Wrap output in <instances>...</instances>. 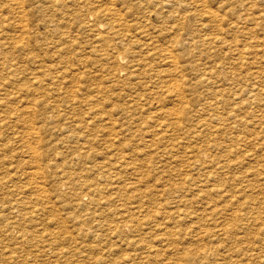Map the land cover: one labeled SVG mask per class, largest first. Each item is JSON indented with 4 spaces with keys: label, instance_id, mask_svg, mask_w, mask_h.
I'll use <instances>...</instances> for the list:
<instances>
[{
    "label": "rangeland",
    "instance_id": "374dc122",
    "mask_svg": "<svg viewBox=\"0 0 264 264\" xmlns=\"http://www.w3.org/2000/svg\"><path fill=\"white\" fill-rule=\"evenodd\" d=\"M17 1L0 0V264H264V0Z\"/></svg>",
    "mask_w": 264,
    "mask_h": 264
},
{
    "label": "bare ground",
    "instance_id": "6f19581e",
    "mask_svg": "<svg viewBox=\"0 0 264 264\" xmlns=\"http://www.w3.org/2000/svg\"><path fill=\"white\" fill-rule=\"evenodd\" d=\"M10 1H11V2H15V3H17V4L19 3V1H17V0H10ZM109 1H110V0H109ZM109 1H107V2H109ZM111 1H112V0H111ZM123 1H124V0H123ZM125 1H126V0H125ZM125 1H124V3H125ZM127 1H128V0H127ZM130 1H131V0H130ZM134 1H135V0H134ZM134 1H133V2H134ZM141 1H142V0H141ZM141 1L139 0V2H141ZM148 1H149V0H148ZM152 1H153V0H152ZM155 1H156V0H155ZM158 1H159V0H158ZM161 1H162V0H161ZM166 1H168V0H166ZM182 1H183V0H182ZM188 1H190V0H188ZM188 1H187V2H188ZM195 1H196V0H195ZM195 1H194V2H195ZM198 1H199L198 4H195L194 6H195V7H200V6L203 7L204 4H205V3H204V0H198ZM232 1H233V0H232ZM243 1H245V0H243ZM249 1H250V0H249ZM255 1H256V0H255ZM120 2H121V1H119V3H120ZM142 2L145 3L144 0H143ZM162 2H163V1H162ZM175 2H176V1H175ZM187 2H186V4H187ZM207 2H208V1H207ZM239 2H240V1H239ZM105 3H106V2H105ZM110 3H111V2H110ZM121 3H122V2H121ZM129 3H130V2H128V4H129ZM135 3H136V2H135ZM156 3H157V2H156ZM165 3H166V2H165ZM165 3H164V4H165ZM167 3H168V2H167ZM170 3H171V2H170ZM247 3H248V2H247ZM247 3H246V4H247ZM254 3H255V2H254ZM254 3H253V4H254ZM102 4H103V3H102ZM106 4H108V3H106ZM113 4H114V3H113ZM113 4H112V5H113ZM148 4H149V3H148ZM168 4H169V3H168ZM181 4H182V3H181ZM183 4H184V3H183ZM255 4H256V3H255ZM14 5H15V4H14ZM114 5H115V4H114ZM123 5H124V4H123ZM130 5L133 6L132 4H129V6H130ZM134 5H135V4H134ZM171 5H172V4H171ZM235 5H236V4H235ZM247 5H248V4H247ZM250 5H251V4H250ZM101 6H102V5H101ZM106 6H107V5H106ZM126 6H127V5H126ZM131 6L129 7V9L131 8V10H132L133 7H131ZM146 6H148V5L146 4ZM159 6H160V5H159ZM168 6H169V5H168ZM168 6H167V7H168ZM188 6H190V5H188ZM188 6H187V7H188ZM255 6H256V5H255ZM260 6H261V5H260ZM262 6H263V5H262ZM103 7H104V6H103ZM112 7H113V6H112ZM112 7H109V9H112V10L115 12L114 8H112ZM127 7H128V6H127ZM127 7H125V8H127ZM136 7H139V6H136ZM140 7H141V6H140ZM140 7H139V8H140ZM169 7H170V6H169ZM184 7H185V6H184ZM191 7H192V6H191ZM246 7H247V6H246ZM13 8H15V10H17V11H16L17 14L19 13V15H17V16L19 17V22H20L19 24H17V25H18L17 27H19V28L17 29V32L14 34L15 41L18 42V41H21L22 39H24L25 34L27 33V32H26L27 29H26V28H23V26L25 25V23H24L25 21L23 22V19H22V17H24L25 14H24V16H23L22 13H23L24 10H23V8L21 7L20 4L17 5V7H14V6H13ZM100 8H102V7H100ZM100 8H99V9H100ZM106 8H107V7H106ZM145 8H147V7H145ZM154 8H155V7H154ZM160 8H162V7H160ZM178 8H179V7H178ZM242 8H243V6H242ZM251 8H252V7H251ZM253 8H254V7H253ZM259 8H260V7H259ZM104 9H105V8H103L102 10H103V11H106V9H105V10H104ZM119 9H121V8L119 7ZM127 9H128V8H127ZM129 9H128V10H129ZM165 9H166V8H165ZM170 9H171V7H170ZM173 9L175 10V8H172V10H173ZM183 9H184V8H183ZM194 9H195V8H194ZM194 9H193V10H194ZM209 9H210V8H209ZM244 9H246V8L244 7ZM13 10H14V9H13ZM13 10H12V12H15V11H13ZM136 10H137V9H136ZM136 10H135V12H137ZM139 10H140V9H139ZM142 10H143V9H142ZM148 10H150V9H148ZM166 10H167V9H166ZM174 10L172 11V15H171V16H174V15H173ZM176 10H177V6H176ZM176 10H175V11H176ZM180 10H181V9H180ZM185 10H186V9H185ZM196 10H197V9H196ZM200 10H202V9H200ZM225 10H226V9H225ZM233 10H234V9H233ZM233 10H231V11L234 12ZM251 10H252V9H250V11H251ZM133 11H134V10H133ZM133 11H132V12H133ZM161 11H162V9H161L159 12H161ZM181 11H183V10H181ZM187 11H188V10H187ZM229 11H230V10H229ZM263 11H264V10H263ZM99 12L101 13L100 10H99ZM111 12H112V11H111ZM178 12H179V11H178ZM203 12H204V11H203ZM214 12H215V11H214ZM214 12L208 11V14L211 15L212 17H216L218 14H215L216 12H215V13H214ZM245 12H248V10L245 11ZM257 12H258V11H257ZM102 13H103V12H102ZM104 13H105V12H104ZM107 13H108V12H107ZM115 13H116V12H115ZM117 13H118V12H117ZM156 13H157V12H155L154 14H156ZM169 13H170V12H169ZM176 13H177V12H176ZM193 13H194V12H193ZM222 13H223V12H222ZM229 13H230V12H229ZM240 13H241V12H240ZM251 13H252V12H251ZM251 13H249V14H251ZM110 14H111V13L109 12V15H110ZM112 14H113V13H112ZM142 14H143V13H142ZM147 14H148V13H147ZM151 14H152V13H151ZM159 14H160V13H159ZM170 14H171V13H170ZM220 14H221V13H220ZM220 14H219V15H220ZM244 14H245V13H244ZM256 14H257V13H256ZM12 15H13V14H12ZM99 15H100V14H99ZM102 15H104V14H102ZM106 15H108V14H106ZM113 15H114V14H113ZM115 15H116V14H115ZM115 15H114V16H115ZM117 15H118V14H117ZM119 15H120V14H119ZM168 15H169V14H168ZM184 15H185V14H184ZM228 15H229V14H228ZM14 16H15V15H14ZM14 16H13V17H14ZM21 16H22V17H21ZM120 16H121V15H120ZM150 16H151V15H150ZM155 16H156V15H155ZM175 16H176V15H175ZM185 16H186V15H185ZM223 16H224V15H223ZM238 16H239V15H238ZM240 16H241V15H240ZM247 16H248V15H247ZM255 16H256V15H255ZM11 17H12V16H11ZM13 17L11 18L12 20H14ZM123 17H125V16H123ZM156 17H157V16H156ZM158 17H159V16H158ZM178 17H179V14H178ZM183 17H184V16H183ZM257 17H258V14H257ZM257 17H256V18H257ZM147 18H149V16H148ZM147 18L145 17L144 19L148 20ZM193 18H194V16H193ZM239 18H240V17H239ZM244 18H245V17H244ZM247 18H248V17H247ZM247 18H246V19H247ZM113 19H114V17H113ZM188 19H189V18H188ZM213 19H214V18H213ZM217 19H218V18H217ZM237 19H238V18H237ZM240 19H241V18H240ZM242 19H243V18H242ZM15 20H16V19H15ZM24 20H25V19H24ZM115 20H118V23H119V19L115 18L113 21H115ZM121 20H122V18H121ZM121 20H120V21H121ZM129 20H130V19H129ZM146 20H143V21H146ZM210 20H211V19H210ZM249 20H250V19H249ZM259 20H260V19H259ZM26 21H27V20H26ZM132 21H133V20H132ZM135 21H136V20H135ZM148 21H149V20H148ZM208 21H209V20H208ZM213 21H214V20H213ZM220 21H221V19H220ZM238 21L240 22V20H238ZM241 21H242V20H241ZM244 21H245V20H244ZM256 21H257V20H256ZM229 22H230V21H229ZM259 22H260V21H259ZM13 23H15V21H14ZM16 23H17V22H16ZM16 23H15V24H16ZM97 23H98V22H97ZM122 23H123V22H122ZM122 23H121V24H122ZM127 23H128V21H127ZM127 23H125V24H127ZM134 23H135V22H134ZM213 23H214V22H213ZM217 23H218V22H217ZM234 23H235V22H233V24H234ZM256 23H257V22H256ZM95 24H96V21H95ZM99 24H100V23H99ZM121 24H118V27H120ZM123 24H124V23H123ZM129 24H130V23H129ZM26 25H27V24H26ZM116 25H117V24H116ZM133 25H134V24H133ZM217 25H218V24H217ZM235 25H236V23H235ZM103 26H104V25H103ZM111 26H112V25H111ZM113 26H115V25H113ZM113 26H112V27H113ZM125 26H126V25H125ZM125 26H124V27H125ZM141 26H142V24H141ZM143 26H144V25H143ZM143 26H142V27H143ZM203 26H204V25H203ZM230 26H231V25H230ZM239 26H240V25H239ZM241 26H242V25H241ZM244 26H245V25H244ZM261 26H262V25H261ZM104 27H105V26H104ZM118 27L116 26L117 29H118ZM122 27H123V26H122ZM127 27H128V26H127ZM142 27H140V29L137 28V29H139V30H137V31H138V32L141 31V30L143 29ZM214 27H215V26H214ZM220 27H221V26H220ZM220 27H219V28H220ZM222 27H223V26H222ZM232 27L234 28V26H232ZM232 27H231V28H232ZM249 27H250V26H249ZM252 27H253V26H252ZM88 28H89V27H88ZM95 28H96V27H95ZM95 28H93L94 30H96L95 33H98V32H97L98 30L95 29ZM144 28H145V26H144ZM225 28H226V27H225ZM227 28H228V26H227ZM247 28H248V27H247ZM250 28H251V27H250ZM260 28H261V27H260ZM91 29H92V27H91ZM93 29H92V30H93ZM111 29H112V28H111ZM111 29H110V31H111ZM113 29H115V27H114ZM117 29H116V30H117ZM123 29H124V28H123ZM125 29H126V27H125ZM129 29H130V28L128 27L127 30H129ZM148 29H149V28H148ZM217 29H218V28H217ZM258 29H259V28H258ZM118 30H119V29H118ZM130 30H131V29H130ZM242 30H243V29H242ZM253 30H255V29L253 28ZM253 30H252V31H253ZM15 31H16V30H15ZM102 31H103V30H102ZM132 31H133V30H132ZM132 31H129V32L131 33ZM157 31H159V30H157ZM243 31H244V30H243ZM243 31H242V32H243ZM247 31H248V30H247ZM93 32H94V31H93ZM108 32H109V31H108ZM119 32H121V31H119ZM216 32H218V31H216ZM216 32H215V33H216ZM245 32H246V31H244V33H245ZM248 32H249V31H248ZM254 32H255V31H254ZM261 32H262V31H261ZM95 33H94V35H97V34H95ZM99 33H100V32H99ZM101 33H102V32H101ZM124 33H125V30H124ZM135 33H137V32H135ZM140 33H141V32H140ZM144 33L147 34L146 32H144ZM157 33H158V32H157ZM208 33H209V32H208ZM219 33H220V32H219ZM249 33H250V32H249ZM255 33H256V32H255ZM27 34H28V33H27ZM106 34H108V33H106ZM110 34L112 35L113 33H110ZM118 34H119V33H118ZM118 34H117V36H118ZM126 34H127V35L129 34L128 31L126 32ZM132 34H133V32H132ZM149 34H150V33H149ZM211 34H212V33H211ZM213 34H214V33H213ZM221 34H222V33H221ZM111 35H110V36H111ZM114 35H116V32H115ZM120 35H121V33H120ZM137 35H138V34H137ZM163 35H164V34H163ZM206 35H207V34H206ZM217 35H218V34H217ZM224 35H225V34H224ZM224 35H223V36H224ZM228 35H229V34H228ZM228 35H227V36H228ZM232 35H233V34H232ZM244 35H245V34H244ZM97 36H98V35H97ZM122 36H123V35H122ZM122 36H121V37H122ZM129 36H132V35H129ZM133 36H134V35H133ZM135 36H136V35H135ZM140 36H141V35H140ZM164 36H165V35H164ZM201 36H202V35H201ZM225 36H226V35H225ZM257 36H258V35H257ZM106 37H107V36L105 35V38L103 37V39H106ZM121 37H120V38H121ZM124 37L127 38L125 35H124ZM159 37H161V36H159ZM236 37H237V36H236ZM245 37H247V36H245ZM251 37H252V36H251ZM25 38H26V37H25ZM110 38H111V37H110ZM118 38H119V37H118ZM120 38H119V40H120ZM122 38H123V37H122ZM137 38H138V37H137ZM142 38H144V37H142ZM231 38H232V37H231ZM259 38H260V37H259ZM259 38H257V39H259ZM103 39H102V41L104 42L105 40H103ZM112 39H113V38H112ZM112 39H111V40H112ZM128 39H131V38L128 37ZM139 39H140V38H139ZM153 39H155V38H153ZM156 39H158L157 36H156ZM156 39H155V40H156ZM257 39H256V40H257ZM261 39H262V38H261ZM58 40H61V39H58ZM94 40H96V39H94ZM97 40H98V39H97ZM107 40H108V38H107ZM111 40H110V41H111ZM114 40H117V39H114ZM131 40H132V39H131ZM137 40H138V39H137ZM142 40H143V39H142ZM147 40H148V39H147ZM207 40H208V39H207ZM219 40H220V38H219ZM228 40H229V39H228ZM239 40H240V39H239ZM62 41H63V40H62ZM64 41H65V40H64ZM67 41H69V40H67ZM99 41H100V40H99ZM125 41H126V40H125ZM65 42H66V41H65ZM112 42H113V41H112ZM114 42H115V41H114ZM114 42H113V43H114ZM126 42H128V41H126ZM137 42H139V41H137ZM141 42H142V41H141ZM141 42H140V43H141ZM143 42H144V41H143ZM143 42H142V43H143ZM205 42H206V40H205ZM205 42H204V43H205ZM212 42H213V40H212ZM223 42H224V41H222V44L224 45ZM227 42H230V41H227ZM239 42H240V41H239ZM21 43H22V41H21ZM100 43H101V42H100ZM115 43H116V42H115ZM117 43H118V41H117ZM128 43H129V42H128ZM128 43H127V44H128ZM132 43H134V41H133ZM153 43H154V42H153ZM157 43H158V42H157ZM206 43H207V42H206ZM206 43H205V44H206ZM209 43H210V42H209ZM216 43H217V42H216ZM225 43H226V41H225ZM230 43H231V42H230ZM236 43H237V42H236ZM253 43H254V42H253ZM262 43H263V42H262ZM61 44H62V42H61ZM102 44L104 45V43H102ZM106 44H107V43H106ZM109 44H110V43H109ZM121 44H122V43H121ZM134 44L136 45V42H135ZM154 44H155V43H154ZM263 44H264V43H263ZM114 45H116V44H114ZM131 45H132V44H131ZM138 45H140V44H138ZM142 45H143V44H142ZM147 45H148V44H147ZM147 45H145V46H147ZM172 45H173V44H172ZM210 45H211V44H210ZM217 45H218V44H217ZM220 45H221V44H220ZM233 45H234V44H233ZM241 45H242V44H241ZM255 45H256V44H255ZM136 46H137V45H136ZM140 46H141V45H140ZM145 46H144V47H145ZM151 46H152V45H151ZM151 46H150V47H151ZM156 46H157V45H156ZM225 46H226V45H225ZM243 46H244V44H243ZM113 47H114V46H113ZM152 47H155V46L153 45ZM209 47H210V46H209ZM213 47H214V46H213ZM240 47H241V46H240ZM252 47H253V46H252ZM114 48H116V49L119 48V49H120V47H118V48H117V47H114ZM131 48H132V46L130 47V49H131ZM138 48H139V47H138ZM142 48H143V47H142ZM216 48H217V47H216ZM219 48H220V47H219ZM256 48H258V47H256ZM256 48H255V49H256ZM110 49H111V48H110ZM165 49H166V48H164V50H165ZM170 49H171V48H170ZM114 50H115V49H114ZM121 50H122V49H121ZM126 50H127V51H124V52H128V48H127ZM131 50H132V49H131ZM140 50H141V48H140ZM143 50H144V49H143ZM238 50H239V49H238ZM247 50H249V49H247ZM251 50H252V49H251ZM116 51H117V50H116ZM118 51H120V50H118ZM129 51H130V50H129ZM146 51H147V50H146ZM148 51H149V50H148ZM153 51H154V49H153ZM157 51H158V50H157ZM240 51H241V50H240ZM120 52H121V51H120ZM120 52H119V53H120ZM140 52H142V51H140ZM158 52H159V51H158ZM172 52H173V51H172ZM172 52H171V53H172ZM225 52H226V51H225ZM256 52H258V51H256ZM263 52H264V51H263ZM122 53H123V52H122ZM122 53H121V54H122ZM130 53H131V52H130ZM133 53H134V52H133ZM152 53H155V52H152ZM160 53H162V54L164 55L163 52H160ZM171 53H169V54L171 55ZM173 53H174V52H173ZM173 53H172V54H173ZM221 53L224 54L223 51H222ZM244 53H245V52H244ZM248 53H249V52H248ZM116 54H117V53H116ZM123 54H124V53H123ZM123 54H122V56H123ZM137 54H139V50H138V53H137ZM165 54H168V53L166 52ZM250 54H251V53H250ZM253 54H254V53H253ZM257 54H258V53H257ZM112 55H114V54H112ZM118 55H120V54H118ZM134 55H136V53H134ZM144 55H145V54H144ZM173 55H174V54H173ZM173 55H172V56H173ZM227 55H228V54H227ZM239 55H240V54H239ZM244 55H245V54H244ZM126 56H128V55H126ZM132 56H133V55H132ZM145 56H146V58H147V55H145ZM172 56L170 57L171 59H173ZM224 56H225V55H224ZM255 56H256V55H255ZM133 57H134V56H133ZM133 57H132V58H133ZM153 57H155V56H152L151 58H153ZM173 57L175 58V56H173ZM176 57H177V56H176ZM253 57H254V56H253ZM253 57H252V58H253ZM259 57H260V56H259ZM113 58H115V57L113 56ZM113 58H112V59H113ZM129 58H130V57H129ZM142 58H143V57H142ZM142 58L140 57L139 59L142 60ZM144 58H145V57H144ZM146 58H145V59H146ZM151 58H150V59H151ZM159 58H160V57H158V60H159ZM167 58H168V57H167ZM167 58H166V59H167ZM240 58H241V57H240ZM252 58H251V59H252ZM255 58H256V57H255ZM109 59H111V57H110ZM136 59L138 60V58H136ZM136 59L134 58V61H135ZM103 60H104V59H103ZM132 60H133V59H132ZM153 60H154V59H153ZM239 60H240V59H239ZM257 60H258V59H257ZM116 61H117V60H116ZM130 61H131V60H130ZM130 61H129V62H130ZM134 61H133V63H135ZM138 61H139V60H138ZM144 61H146V60H143V62H144ZM149 61H150V60H149ZM167 61H168V60H167ZM171 61L175 62L176 59H175V61H174V60H171ZM243 61H244V60H242V61H240V62H243ZM248 61H249V59H248ZM254 61H256V60H254ZM106 62H107V60H106ZM178 62H179V61H178ZM114 63H115V61L113 62V64H114ZM125 63H126V62H125ZM133 63H131V64H133ZM136 63H137V62H136ZM136 63H135V64H136ZM138 63H139V62H138ZM138 63H137V64H138ZM145 63H146V62H145ZM155 63L157 64V61H156ZM170 63H171V62H169V64H170ZM176 63H177V62H176ZM176 63H175V65H176ZM127 64H128V62H127ZM131 64H129V66H130ZM135 64H134V66H135ZM139 64H140V63H139ZM139 64H138V65H139ZM158 64H159V63H158ZM158 64H157V65H158ZM164 64H165V63H164ZM169 64H168V65H169ZM173 64H174V63H173ZM240 64H241V63H240ZM250 64H252V63H250ZM254 64H255V63H254ZM257 64H258V63H257ZM119 65H120V64H119ZM123 65H125V64H123ZM140 65H141V64H140ZM146 65H147V63H146ZM134 66H133V67H134ZM142 66H143V65H141V67H142ZM149 66H150V65H149ZM149 66L147 65V67H149ZM231 66H232V65H231ZM240 66H241V65H240ZM245 66H246V65H245ZM116 67H117V64H116ZM120 67H121V66H119V68H120ZM123 67H124V66H123ZM127 67H128V66H127ZM141 67H140V68H141ZM175 67H176V66H175ZM246 67H247V66H246ZM250 67H251V66H250ZM250 67H247V69L250 68ZM253 67H255V66H253ZM260 67L263 68L262 66H260ZM119 68H118V69H119ZM137 68H138V67H137ZM216 68H217V67H216ZM251 68H252V67H251ZM120 69H121V68H120ZM149 69H150V68H149ZM172 69H174V68H172ZM177 69H179V68L177 67ZM247 69H246V70H247ZM259 69H260V68H259ZM121 70H122V69H121ZM125 70H126V68H125ZM128 70H129V69H128ZM131 70H132V69H131ZM133 70L136 71V69H133ZM152 70H153V69H152ZM152 70H151V71H152ZM252 70H253V69H252ZM252 70H251V71H252ZM255 70H256V69H254V71H255ZM263 70H264V69H263ZM117 71H118V70H117ZM122 71H123V70H122ZM177 71H180V70H177ZM177 71H176V72H177ZM247 71H248V70H247ZM247 71H246V72H247ZM256 71H257V70H256ZM119 72H120V71H119ZM126 72H127V71H126ZM129 72H130V74L132 73L131 71H129ZM173 72H174V71H173ZM127 73H128V72H127ZM134 73H137V72H134ZM138 73H140V71H139ZM147 73H148V72H147ZM174 73H175V72H174ZM251 73H252V72H251ZM132 74H133V73H132ZM126 75H127V74H126ZM137 75H138V74H137ZM254 75H256V74H254ZM246 76H247V75H246ZM126 77H127V76H126ZM129 78H130V76H129ZM131 78H132V77H131ZM242 78H243V77H242ZM242 78H241V79H242ZM250 78H251V77H250ZM134 79H135V78H134ZM134 79H133V80H134ZM139 79H140V78H138V80H139ZM206 79H207V78H205V79H203V80H206ZM241 79H239V80H241ZM243 79H244V78H243ZM243 79H242V80H243ZM138 80H136V82H137ZM257 80H258V79H257ZM260 80H261V78H260ZM260 80H259V81H260ZM129 81H130V79H129ZM131 81H132V80H131ZM134 81H135V80H134ZM201 81H202V80H201ZM243 81H244V80H243ZM263 81H264V79H263ZM111 82H112V81H111ZM113 82H114V81H113ZM120 82H121V81H120ZM248 82H251V83H252V81H248ZM109 83H110V82H109ZM117 83H119V82H117ZM121 83H122V82H121ZM123 83H124V85H125L126 82H123ZM131 83H132V82H131ZM134 83H135V82H134ZM261 83H262V81H261ZM263 83H264V82H263ZM263 83H262V84H263ZM0 84H1V83H0ZM111 84H112V83H111ZM127 84H128V83H127ZM135 84H136V83H135ZM177 84L179 85V83H177ZM119 85H120V84H119ZM124 85L122 84V86H124ZM129 85H130V84H129ZM138 85H139V84H138ZM173 85H174V84H173ZM252 85H254V84H252ZM0 86H1V85H0ZM175 86H176V85H175ZM250 86H251V85H250ZM254 86H255V88H256V87H259L260 85H257V86L254 85ZM127 87H128V85H127ZM127 87H126V88H127ZM173 87H174V86H173ZM222 87H224V86H222ZM123 88H124V87H123ZM128 88H129V87H128ZM167 88H168V87H167ZM180 88H181V87H180ZM247 88H248V87H247ZM250 88H251V87H249L248 89H250ZM260 88H262V87L260 86ZM260 88H259V89H260ZM0 89H1V88H0ZM174 89H175V88H174ZM214 89H215V88H214ZM218 89H219V88H217V89H215V90H218ZM222 89H223V88H222ZM222 89H220L221 92H222ZM229 89H230V88H229ZM126 90H128V89H126ZM129 90H130V89H129ZM133 90H134V89H133ZM175 90H177V89H175ZM178 90H179V89H178ZM260 90H261V89H260ZM130 91H131V90H130ZM130 91H129V92H130ZM182 91H183V89H182ZM220 91H218V92H220ZM246 91H247V90H246ZM249 91H250V90H249ZM256 91H257V90H256ZM256 91H255V92H256ZM74 92H75V91H74ZM176 92H177V91H176ZM178 92H179V91H178ZM178 92H177V94L180 93V92H179V93H178ZM212 92H213V90H212ZM212 92H211V93H212ZM225 92H226V90H225ZM259 92H260V91H259ZM130 93H131V92H130ZM181 93H182V92H181ZM213 93H216V92H213ZM234 93H235V92H234ZM249 93H250V92H249ZM252 93H254V90H253ZM133 94H134V93H133ZM209 94H210V93H209ZM216 94H217V93H216ZM216 94H215V95H216ZM223 94H224V93H223ZM238 94H240V93L238 92L237 95H238ZM257 94H258V93H257ZM136 95H137V94H136ZM212 95H213V94H212ZM220 95H221V94H220ZM129 96H130V95H129ZM218 96H219V95H218ZM233 96H234V98L238 99L237 96H236V97H235V95H233ZM238 96H239V95H238ZM246 96H247V95H246ZM130 97H131V96H130ZM135 97H137V96H135ZM210 97H211V96H210ZM212 97H214V96H212ZM220 97H221V96H220ZM223 97H225V96H223ZM216 98H217V95H216ZM257 98H258V97H257ZM132 99H133V98H132ZM134 99H135V98H134ZM214 99H215V97H214ZM218 99H219V98H218ZM218 99H216V100H218ZM240 99H241V98H240ZM240 99H239V100H240ZM249 99H250V98H249ZM136 100H137V99H135L134 101H136ZM212 101H214V100L212 99ZM237 101H238V100H237ZM237 101H236V102H237ZM240 101L242 102V100H240ZM253 101H255V99H254ZM256 101H257V100H256ZM257 102H258V101H257ZM260 102H262V101L259 100V103H260ZM130 103H131V101H130ZM223 103H225V102H223ZM237 103H239V102H237ZM259 103H258V104H259ZM207 104H208V103H207ZM213 104H214V102H213ZM221 104H222V103H221ZM239 104H240V103H239ZM241 104H242V103H241ZM247 104H248V103H247ZM261 104H262V103H261ZM211 105H212V104H211ZM214 105H216V104H214ZM217 105H218V104H217ZM217 105H216V106H217ZM225 105H226V104H224V106H225ZM250 105H251V104H250ZM256 105H257V103H256ZM222 106H223V104H222ZM222 106H221V107H222ZM231 106H232V105H231ZM233 106H234V104H233ZM237 106H238V104H236V107H237ZM242 106H243V105H242ZM254 106H255V104H254ZM254 106H253V107H254ZM52 107H53V106H52ZM206 107H207V106H206ZM209 107H212V106H209ZM238 107H239V106H238ZM214 108H215V107H214ZM216 108H217V107H216ZM224 108H225V107H224ZM224 108H222V110H224ZM229 108H230V107H229ZM231 108H232V107H231ZM231 108H230V109H231ZM239 108H240V107H239ZM53 109H54V108H53ZM209 109H210V108H209ZM211 109L213 110V107H212ZM230 109H229L228 111H226V112L231 111ZM237 109H238V108H236V110H237ZM214 110H217V109H214ZM254 110H255V109H254ZM256 110H258V109H256ZM56 111H57V110H56ZM56 111H55V112H56ZM58 111H59V110H58ZM224 111H225V110H224ZM217 112H218V111H217ZM219 112H220V111H219ZM222 112H223V111H222ZM259 112H260V111H259ZM56 113H57V112H56ZM213 113H214V111H213ZM215 113H216V112H215ZM220 113H221V112H220ZM223 113H224V112H223ZM235 113H236V112H234V114H235ZM225 114H226V113H225ZM232 114H233V113H232ZM236 114H237V113H236ZM256 114H258V111L256 112ZM226 115L228 116V114H226ZM258 115H259V114H258ZM229 116H230V115H229ZM232 116H233V115H232ZM262 116H264V115L261 114V117H262ZM259 117H260V116H259ZM263 118H264V117H263ZM233 119H234V118H233ZM26 123H27V122H26ZM209 123H211V122L209 121ZM224 124H225V123H224ZM226 124H228V123L226 122ZM229 124H230V123H229ZM219 125H220V124H219ZM219 125H218V126H219ZM216 126H217V125H216ZM230 126H231V124H230ZM220 127H221V126H220ZM224 127H225V126H223V128H224ZM227 127H228V126H227ZM220 129H222V127H221ZM220 129H219V130H220ZM229 129H230V128H229ZM229 129H228V130H229ZM223 130L227 131L225 128H224ZM223 130H222V131H223ZM222 131L220 130V132H222ZM230 131H231V130H230ZM261 131L264 132L263 130H261ZM34 132H35V131H34ZM35 133H36V132H35ZM29 134H30V133H29ZM32 134H33V133H32ZM228 134H231V133H228ZM235 134H236V133H235ZM30 135H31V134H30ZM33 135H34V134H33ZM219 135H220V134H219ZM231 135H232V134H231ZM231 135H229V136H231ZM233 135H234V134H233ZM23 136H24V135H23ZM31 136H32V135H31ZM220 136H221V135H220ZM220 136H219V137H220ZM222 136H223V135H222ZM225 136H226V135H225ZM235 136H236V135H235ZM112 137H113V136H112ZM223 137H224V136H223ZM30 138H31V137H30ZM231 138H233V137L231 136ZM231 138H230V139H231ZM236 138H237V137H236ZM236 138H235V139H236ZM238 138H239V137H238ZM248 138H249V137H248ZM227 139H229V138H227ZM221 140H222V138H221ZM230 141H232V140H229V142H230ZM233 141H235V140H233ZM233 141H232V142H233ZM236 141H237V140H236ZM220 142H223V141H220ZM232 142H231V143H232ZM210 143H211V142H210ZM224 143H225V142H224ZM226 143H227V142H226ZM235 143H236V142H235ZM207 144H208V142H207ZM211 144H212V143H211ZM217 144H218V143H217ZM217 144H216V146H217ZM256 144H257V143H256ZM205 145H206V144H205ZM213 145H214V144H213ZM219 145H220V143H219ZM221 145H222V144H221ZM260 145H262V144H260ZM32 146H33V145H32ZM216 146L214 145V147H216ZM224 146H225V145H224ZM244 146H245V143H244ZM29 147H31V146H29ZM207 147H208V145H207ZM209 147H210V146H209ZM212 147H213V146H212ZM214 147H213V148H214ZM220 147H221V146H220ZM238 147H240V146H238ZM258 147H260V146H258ZM222 148H223V147H222ZM234 148H235V147H234ZM232 149H233V148H232ZM257 149H258V148H257ZM29 150H30V149H29ZM31 150H32V149H31ZM33 150L35 151L34 147H33ZM33 150H32V151H33ZM201 150H204V149L202 148ZM205 150H206V148H205ZM215 150H216V149H215ZM229 150H230V149H229ZM233 150H234V149H233ZM235 150H236V149H235ZM217 151H218V152H221V151H223V150H220V151H219V150L217 149ZM236 151H237V150H236ZM236 151H235V152H236ZM205 152H207V151H205ZM205 152H204V153H205ZM208 152H210V149H209ZM223 152H224V151H223ZM239 152H240V151H239V149H238V152H237V153H239ZM243 152H245V151H243ZM247 152H248V151H247ZM200 153H201V151H200ZM228 153H229V152H228ZM218 154H220V153H218ZM225 154H226V153H225ZM225 154H224V155H225ZM233 154H234V152H233ZM233 154H232V157H233ZM239 154H240V155H244V153H243V154L239 153ZM248 154H249V153H248ZM198 155H199V154H198ZM203 155H204V154H203ZM221 155H222V154H221ZM245 155H247V154H245ZM253 155H254V154H253ZM194 156H195V155H194ZM234 156L237 157L238 154H237V155L234 154ZM197 157H198V156H196V158H197ZM222 157H223V155H222ZM222 157H220V158H222ZM226 157H227V154H226ZM235 157H234V158H235ZM196 158H194V159H195V160H198V159H196ZM206 158H207V157H206ZM217 158H219V157H217ZM224 158H225V157H224ZM227 158H229V157H227ZM202 159H203V158H202ZM207 159H208V158H207ZM238 159H239V158H238ZM243 159H244V158H243ZM250 159H251V158H250ZM225 160H226V159H225ZM229 160H230V159H229ZM217 161H219V160H217ZM217 161H216V162H217ZM244 161H245V160H244ZM244 161H242V162H244ZM200 162H203V161H200ZM207 162H208V161H206V163H207ZM219 162H220V161H219ZM225 162H226V161H225ZM228 162H229V161H228ZM232 162H233V161H232ZM204 163H205V162H204ZM234 163H236V162H235V159H234ZM201 164H202V163H201ZM215 164H216V163H215ZM218 164H219V163H218ZM221 164H222V162H221ZM229 164H230V162H229ZM237 164H239V163H237ZM193 165H194V164H193ZM207 165L209 166V163H207ZM223 165H224V164H223ZM191 166H192V165H191ZM210 166H211V165H210ZM225 166H226V165H225ZM228 166H229V165H228ZM198 167H199V166H198ZM201 167H202V166H201ZM214 167H216V165H214ZM214 167H213V168H214ZM226 167H227V166H226ZM229 167H230V166H229ZM232 167H234V165H233ZM232 167H231V168H232ZM235 167H236V166H235ZM235 167H234V169H235ZM208 168H209V167H206V169H208ZM222 168H223V167H222ZM36 169H37V168H36ZM36 169H33V171H35V173H40V172H38ZM224 169H225V168H224ZM228 169H229V168H228ZM234 169H232V170H234ZM218 170H221V168L219 167ZM237 170H238V169H237ZM229 171H230V169H229ZM234 171H235V170H234ZM234 171H233V172H234ZM215 172H216V171H215ZM218 172H219V171H218ZM218 172H217V173H218ZM225 172L228 173L227 170H226ZM231 172H232V171H231ZM233 172H232V173H233ZM214 174H215V173H214ZM229 174H230V173H228V175H229ZM233 174H235V173H233ZM247 174H248V173H247ZM79 175H80V174H79ZM212 175H213V174H212ZM249 175H250V174H249ZM39 176H40V175H39ZM229 176H230V175H229ZM244 176H245V175H244ZM83 177H85V176H83ZM206 177H207V176H206ZM217 177H219V176H217ZM231 177H232V176H231ZM77 178H79V176H78ZM80 178H82V177H80ZM207 178H208V177H207ZM207 178H206V179H207ZM213 178H214V176H213ZM220 178H221V177H220ZM222 178H223V177H222ZM243 178H244V177H243ZM210 180H211V178H210ZM230 180H232V179H230ZM77 181L80 182V179L77 180ZM77 181H76V182H77ZM206 181H207V180H206ZM206 181H205V183H206ZM212 181H213V180H212ZM212 181H211V182H212ZM223 181H224V179H222V184H223ZM235 181H236V180H235ZM235 181L233 182V180H232L233 183H235ZM207 182H208V181H207ZM211 182H210V183H211ZM226 182H228V180H226ZM229 182H230V181H229ZM81 183H83V182H81ZM77 184H78V183H77ZM206 184H209V183H206ZM80 185H82V184H80ZM209 185H210V184H209ZM227 185H231V184H228V183H227ZM200 186H201V184H200ZM221 186H222V185H221ZM88 187H89V186H88ZM88 187H87V189H89V188L91 189V186H90L89 188H88ZM211 187H212V185H211ZM228 187H229V186H228ZM231 187H232V185H231ZM90 189H89V190H90ZM226 190H227V188H226ZM228 190H229V189H228ZM229 191H230V190H229ZM222 196H223V195H222ZM233 196H234V195H233ZM233 196H231V197H233ZM252 196H254V195H252ZM254 197H256V196H254ZM224 199H225V198H224ZM228 199H229V198H228ZM226 200H227V198H226ZM208 204L211 205V203H208ZM208 204H207V205H208ZM211 206H212V205H211ZM214 206H215V204L213 205V207H214ZM216 207H217V206H216ZM216 207H215V208H216ZM245 207H247V206H245ZM245 207H244V208H245ZM229 208H230V207H229ZM239 208H240V207H239ZM241 208H243V206H242ZM212 209H214V208H212ZM237 210H238V209H237ZM244 210H246V209H244ZM224 211H225V209H224ZM246 211H252V210H250V207H249V209L246 210ZM246 211H242V213L245 212V214H247ZM230 212H232V211L230 210ZM233 212H234V211H233ZM233 212H232V214H233ZM248 213H249V212H248ZM252 214L254 215V213H252ZM239 215H240V214H239ZM159 216H160V215H159ZM159 216H158V217H159ZM161 216H162V215H161ZM166 216H167V215H166ZM225 216H226V214H225ZM229 216H231L230 213H229ZM245 216H246V215H245ZM247 216H248V214H247ZM250 216H251V214H250ZM254 216H255V215H254ZM131 217H132V216H131ZM163 217H164V216H163ZM239 217H240V216H239ZM161 218H162V217H161ZM227 218L229 219L228 216H227ZM232 218H233V217H232ZM234 218H235V215H234ZM225 219H226V218H225ZM235 219H236V218H235ZM250 219H251V218H250ZM248 220H249V219H248ZM128 225H129V224H128ZM134 225H135V224H134ZM130 226H131V224H130Z\"/></svg>",
    "mask_w": 264,
    "mask_h": 264
}]
</instances>
